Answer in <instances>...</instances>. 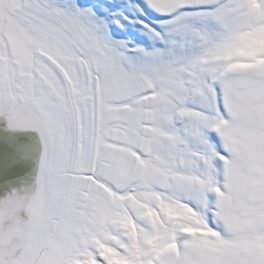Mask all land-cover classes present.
<instances>
[{
  "label": "snow or ice",
  "instance_id": "obj_1",
  "mask_svg": "<svg viewBox=\"0 0 264 264\" xmlns=\"http://www.w3.org/2000/svg\"><path fill=\"white\" fill-rule=\"evenodd\" d=\"M0 264H264V0H0Z\"/></svg>",
  "mask_w": 264,
  "mask_h": 264
},
{
  "label": "rangeland",
  "instance_id": "obj_2",
  "mask_svg": "<svg viewBox=\"0 0 264 264\" xmlns=\"http://www.w3.org/2000/svg\"><path fill=\"white\" fill-rule=\"evenodd\" d=\"M136 16L138 19H144L146 23H150L159 30V25L156 23L157 17L154 13L149 11L143 17L139 16L137 13ZM116 38L133 40L136 43H144L145 46L150 43V41H147V37L143 35V30L139 24L127 25L123 31L117 32Z\"/></svg>",
  "mask_w": 264,
  "mask_h": 264
}]
</instances>
